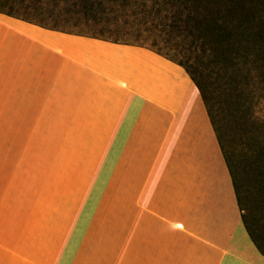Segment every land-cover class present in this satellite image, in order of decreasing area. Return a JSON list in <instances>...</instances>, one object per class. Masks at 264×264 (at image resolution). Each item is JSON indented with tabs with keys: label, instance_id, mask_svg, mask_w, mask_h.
I'll return each instance as SVG.
<instances>
[{
	"label": "crops",
	"instance_id": "0c3cea01",
	"mask_svg": "<svg viewBox=\"0 0 264 264\" xmlns=\"http://www.w3.org/2000/svg\"><path fill=\"white\" fill-rule=\"evenodd\" d=\"M0 264H264L181 65L0 12Z\"/></svg>",
	"mask_w": 264,
	"mask_h": 264
},
{
	"label": "trees",
	"instance_id": "16d2710c",
	"mask_svg": "<svg viewBox=\"0 0 264 264\" xmlns=\"http://www.w3.org/2000/svg\"><path fill=\"white\" fill-rule=\"evenodd\" d=\"M61 1L89 20L124 25L126 38L58 29L1 4L0 12L44 28L146 47L181 65L200 92L238 197L216 119L220 111L229 113L246 144L243 159L251 168H264V121L253 116L254 104L264 100V0Z\"/></svg>",
	"mask_w": 264,
	"mask_h": 264
},
{
	"label": "rangeland",
	"instance_id": "374dc122",
	"mask_svg": "<svg viewBox=\"0 0 264 264\" xmlns=\"http://www.w3.org/2000/svg\"><path fill=\"white\" fill-rule=\"evenodd\" d=\"M0 4L5 11L58 29L126 38L121 34L126 29L124 25L107 22L100 17L89 20L71 8L68 1L0 0ZM253 116L264 121V100L254 104ZM230 120L227 111H220L216 123L237 180L239 204L247 229L257 242L264 241V168L257 170L245 162L246 144H243L242 133Z\"/></svg>",
	"mask_w": 264,
	"mask_h": 264
}]
</instances>
